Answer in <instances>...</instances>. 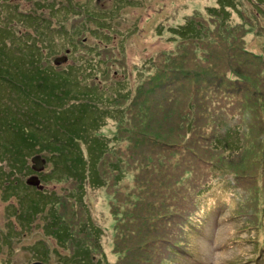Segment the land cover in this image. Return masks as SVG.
<instances>
[{
    "label": "trees",
    "instance_id": "obj_1",
    "mask_svg": "<svg viewBox=\"0 0 264 264\" xmlns=\"http://www.w3.org/2000/svg\"><path fill=\"white\" fill-rule=\"evenodd\" d=\"M102 1L105 0H86L84 3L80 0L76 3L73 0H33L27 8L12 0H0V22H8L5 29L0 26V206L5 213L4 221L0 220V264H48L47 259L58 249L65 251V260L58 264L97 263L100 254L93 262L89 249L82 248L78 237L82 235L88 242L87 236L93 235L94 231V239L98 241L99 229L93 222L91 224L87 207L93 205L100 192H106L114 219L112 240L117 256L114 264H164V253L181 261V254H185L184 242L188 238L194 239L199 232L196 217L200 212L207 213L200 207V202L214 183L213 170L217 168L225 175L228 182L221 181L225 190L232 188L236 193V187L242 183L232 171H224L206 159L209 153L224 157L227 152L235 151L238 153L235 161L246 149V125L231 126L228 133L224 126V135H228L222 139L213 121L218 115L223 118L220 122H231L254 100L255 91L261 95V80L264 86V0H214L205 8L215 24L217 22L212 28L196 13L192 14L190 6L177 7L169 21L172 24L165 27L163 22L168 16L163 15L159 18H163L162 21L155 25L157 40L166 41L160 50L163 55L169 51L167 44L180 39L187 42V46L180 45V53L187 47L198 49L200 44L205 45V52L210 49L217 53H207L204 59L198 57L196 73L182 68L173 74L172 60L155 63L150 57L134 75L123 73L124 77L113 81L114 84L99 86L101 81L97 74L105 72L104 53L99 51L100 59L87 60L89 55L76 53V36L87 30L88 35L96 36L100 41L112 42L113 38H119L115 34L122 32L118 29L119 22L115 21L123 22L120 10L138 6V0H109L108 6ZM155 2L151 14L155 19L165 9L170 11L168 7L179 3L178 0ZM184 11L189 14L183 16ZM77 17L85 21L74 27L73 21ZM85 24L88 29L83 28ZM246 26L248 29L256 27L253 39L259 41V47L244 46L239 40L246 36L240 34ZM14 30L21 40L18 47L10 44ZM129 33L119 35L122 51ZM84 40L86 42V38ZM221 43L230 47L228 50L226 47V54L221 50ZM58 57L63 58L60 63L56 62ZM178 61L184 62L179 58ZM179 64L181 67L194 66ZM211 71L220 72L227 81L224 77L202 74ZM229 72L236 79L229 78ZM160 75L164 76L161 78ZM180 81L187 83L182 91L176 89ZM216 85L223 86V94L232 101V107L222 99ZM155 89L163 91L160 98L153 95ZM178 92L183 93L181 106L184 113L178 107H167L178 101ZM244 96L249 100L242 102ZM150 101H154V105ZM200 107L206 110L201 113ZM173 113L180 114L179 127L169 119ZM196 113L207 115L205 124L194 125ZM106 121L117 123L119 133H126L130 141L123 157L132 159L139 171L134 179L138 193L129 189V185L125 186L127 192L124 194L115 190L123 180L120 165L123 167L127 160H108L110 146L115 142L102 133ZM133 122L135 128H131ZM263 124L260 122L258 133L264 132ZM249 129L253 132L256 126ZM188 134L206 136L201 145L204 150L200 152L206 158L198 157L192 163V170L201 171L199 176L192 175V170L187 172L190 165L185 156L178 162L177 166L184 168V176L189 177L187 190L191 197L174 210L172 184L166 178V170L170 157L178 151L189 158L197 156L187 139L192 136ZM259 141L261 144L255 150L258 156L253 159L256 165L254 170L248 171L252 177L261 165L259 155L264 156V138ZM195 142L200 147L199 142ZM151 152L155 159L148 163ZM35 156L43 160L41 170L34 169L32 158ZM31 177H36L35 182L28 181ZM68 205L70 209L78 205L82 214L66 216ZM46 211L48 218L43 229L49 237L42 240L37 232ZM47 225L51 234L47 233ZM22 240L31 258L14 260L13 241ZM70 243L77 246L71 250ZM85 254L87 262L81 261Z\"/></svg>",
    "mask_w": 264,
    "mask_h": 264
},
{
    "label": "rangeland",
    "instance_id": "obj_2",
    "mask_svg": "<svg viewBox=\"0 0 264 264\" xmlns=\"http://www.w3.org/2000/svg\"><path fill=\"white\" fill-rule=\"evenodd\" d=\"M31 1L33 0H12L13 3H17L22 7L27 8L30 7L29 3ZM73 1L76 3L78 0ZM80 1L84 3L86 0ZM155 1L156 0H138V6H131L125 8L124 10H120L119 13L123 16V22L115 20L119 22L118 29L122 31L119 35H122L123 32H130L127 36V42L124 43L125 49L123 51L119 47L120 36L116 34L115 36L119 38H117L116 40L115 38H113L112 42L100 41L101 39H97L96 36L88 35L87 30H84L83 33L76 36L75 41L78 44V52L76 53L89 55L87 60L93 61L100 59V57H98L99 51L104 53L102 55H104L105 72H101V75L97 74V76H99V80L101 81L99 86H110L114 84L112 83L113 81L119 80L124 77L123 73L126 75H134V73L139 70L140 65L150 57L154 59L155 63H164L168 60H172L173 68L171 72L175 70L173 74H175L178 69L182 70V68H184L183 70H194L192 71V73H196L198 65H196L195 63L199 62L198 57L203 56L202 58L204 59L207 53H209V55L217 53L210 49H206L208 52H205L203 50V48H205L204 44H200L198 49L193 50L187 47L186 49H182L183 52L180 53V45L187 46V42H184L183 39H180L176 40V43L167 44L169 51L168 53H165L163 55V51L160 50L165 47L164 44L166 43V41H158L155 37V25L160 23V21H162L163 19L159 18L163 15H166L168 16V19L167 21L163 22L165 27L168 26L169 23L172 24L169 21L172 14L176 11L177 7L183 9L185 6H190V9L192 11L191 13H196L199 19L205 20L208 23L209 27L212 28V24L215 26L217 22L215 24L214 18L212 19L209 14L205 12V8L208 5L214 3V0H184L182 2L178 0L179 3L168 7L171 9L170 11L165 9L156 19L151 16L153 9L156 7ZM102 2L105 3V6H108L110 3L109 0H105ZM187 14H189V11L182 12L183 16ZM175 20L176 18H174L173 21L175 22ZM84 21L85 20L77 17V19L73 21L74 27H79L81 24H83ZM235 21L237 22L238 20L235 18ZM35 23L38 24L39 21H36ZM90 24L92 25V28H95V26L91 22ZM0 26L5 29L6 27H8V22H0ZM84 27L85 29H88L86 24L83 26V28ZM255 28L248 29V27L246 26L241 30L242 33L240 34L246 35L245 37L239 38L241 42H244V46H260L259 41L257 39H253ZM113 29L116 30L115 24ZM131 29L133 30L131 31ZM84 38H86V42ZM20 42L21 40H19L15 36L14 30L10 44H12V46L14 47H18ZM221 45L223 46L221 50L226 54V47L227 50L230 49V47L224 43H221ZM262 48L259 50V52L262 50ZM215 57L219 58L220 56L219 54H215ZM178 58L182 59L184 62H179ZM179 63H191L194 66L181 67ZM97 69L98 68H96V70ZM142 70H144V67H142ZM202 74H204L205 76L211 75L214 78H216L217 76L224 77V79H226L227 81V77L222 75L220 72L211 71ZM163 76L164 75H160L161 78ZM186 86V82L180 81L176 85V89L178 91H182ZM217 86L218 88H220V85ZM222 88H220L222 99L227 101L228 105L232 107V101L223 94ZM124 89H127V86ZM157 90H154L153 95L156 96V98H160L163 91L158 90L157 92ZM259 93L261 95H259L256 91L253 93L254 100H251L250 104L247 105L244 112H242L241 115L234 117L231 122L224 124L223 122H220V120H222L223 118L221 116L215 115L216 121L213 122L216 123L215 127L218 129V135L219 137L222 136V139L228 135H224V126L227 129L228 133L231 131V126L246 125L244 131V139L247 140V143L246 149L243 150L241 158L234 161V159L238 157V153L232 151L230 153L227 152L224 157L220 155L214 156V154L209 153L207 154L206 159L212 161L215 165L217 164L218 166L224 168V171H232V173L236 175L235 177L242 179V183H240L239 187H236V193H234L235 191L232 188L225 190V187L221 186V181L224 180L228 182V180L226 179L225 175H222V173L219 172L217 168L213 170L212 178L214 180V183L212 184L211 188H214L211 189L212 191L210 190L200 202L202 209L204 211H207V213L200 212L199 216L196 217V220L199 221V233L197 234H200V232H202L205 233V235H203V237L201 235H198V239H188L187 245L189 246L190 250L191 247L196 248L195 250H191L193 253H195L196 258L190 257L188 259L189 263H193V261L196 260L195 264H264V171H262V169H264V156H262L261 158V156L259 155L261 159V165L259 166V168H257L258 170L256 169L255 176L252 177L251 174L248 173V171L254 170V166L256 165V160H253L256 155L255 150H257L258 145L261 144L259 140H263L264 138V132L258 133L260 122H264V86L262 80L260 81ZM182 94L183 93L178 92L176 94L178 101L169 103L167 107L169 109H176L178 107L180 108L181 112L184 113V107L181 106V102L184 101ZM262 95L263 98L261 99L260 96ZM247 99L248 97L246 96L242 97V102H245ZM150 102L153 105L155 103L154 101ZM239 102H241V98L239 99ZM204 110L200 107L201 113ZM197 113L194 114V125H201L202 123L205 124V118L207 117V115L200 116ZM179 116L180 114L173 113V117L169 118L170 121H173L175 122L174 124H177L176 127L180 126V120H182ZM208 120L209 117L207 118V121ZM169 124L173 125L172 123ZM208 124H210V122H208ZM254 125L256 126V129H254V131L252 132L249 127ZM131 128H135L134 122L132 123ZM119 131L120 129L117 128V123L112 121H106V126H104L102 129V133L112 138L115 142L110 146V152H108L107 155L108 160H127V163H125L123 167L122 165H120V177L123 180H121V182L117 184L115 190H118L121 194H124L127 192L125 186L129 185V189L135 190L138 193V189L134 186V179L139 171L136 170V165L134 164V161L132 159H124L123 157L126 152L125 148L129 146L130 141L128 140L126 133L125 135H121ZM188 135L192 136L187 137V139H190V142L193 146V148L191 149L197 156L189 158L185 153L178 151L173 157H170L168 170H166V178L170 180V183L172 184V208L174 210L179 209L178 205L189 201L191 197V192L187 190L189 177L184 176V168H179L177 166L178 162L183 156H185L186 161L189 162L190 165V167L187 168L188 172L189 170H192V163L194 161H197L198 157L202 159L206 158V155L200 153L202 150H204V148L201 149V145L205 143L206 136L204 135L203 138H201L198 137V134ZM255 135H257L256 138H254ZM112 139L108 138V140ZM195 140L199 142L200 147L195 142ZM236 143L237 141L234 142V144ZM208 145L210 146V143H208ZM148 147L149 149H152V147ZM232 148L234 150L235 146H233ZM190 154H192V152ZM257 156L258 154L256 155V157ZM152 159H155L153 153L152 155L148 154V163H150ZM191 174L199 176L201 174V171L193 169L191 171ZM44 185L46 186L48 184L45 183ZM216 185H218V187ZM52 190H56V188ZM92 201L93 197L90 198L91 205ZM46 209L48 208L46 207ZM71 213L81 215L82 211L78 205H75L72 209H70V206L68 205V212L66 216H68L69 214L71 216ZM87 214L91 224L93 222V225L95 227H98L99 229V234H96L98 241L94 239V231L93 235H86L87 238H89L88 242L86 238L83 239V237H81L82 235H80L78 239H81L82 241V248L84 250H86V248L89 249V257L93 259V262L96 261L95 257L100 254L98 262L92 264H114L117 257L113 251L114 247L112 240V227L114 225V219L111 204L109 205L106 192H100L93 205L91 207H87ZM3 218H5V213L2 212V208L0 206V220L2 219V222L4 221ZM46 218H48L47 211L44 215H42V218L40 219L41 226L39 228V232H37L39 233L37 234V236L42 240H45L49 237L48 234L44 233L43 229ZM70 220H72V217H70ZM242 227H246L244 228L246 231L243 230ZM47 233L51 234L49 227L47 228ZM86 233L91 232L86 231ZM191 234L194 233L192 232ZM43 236L45 237L43 238ZM69 246L72 250L73 247H76L77 245L70 243ZM24 248L25 244L23 240L22 242L18 243H16V241H13L12 249L14 260L15 258H31L30 251H27ZM98 251L101 252L98 253ZM58 252L52 255L50 259H47L48 264H58L59 261L65 260V251L63 249H58ZM164 254L167 255L166 253ZM165 255V258L162 259V262L164 264H189L173 259L169 255ZM83 257L84 258L81 261L87 262V259H85L86 254ZM32 263L34 262H31L30 264Z\"/></svg>",
    "mask_w": 264,
    "mask_h": 264
},
{
    "label": "water",
    "instance_id": "obj_3",
    "mask_svg": "<svg viewBox=\"0 0 264 264\" xmlns=\"http://www.w3.org/2000/svg\"><path fill=\"white\" fill-rule=\"evenodd\" d=\"M60 60H63V58H57L56 59V62L60 61ZM32 162H33V166H34V169L36 168L37 170H41L42 169V166H43V160L40 158V156H35L32 158ZM34 180H36V177H31L28 181L30 183L32 182H35ZM32 264H43L41 262H34Z\"/></svg>",
    "mask_w": 264,
    "mask_h": 264
},
{
    "label": "clouds",
    "instance_id": "obj_4",
    "mask_svg": "<svg viewBox=\"0 0 264 264\" xmlns=\"http://www.w3.org/2000/svg\"><path fill=\"white\" fill-rule=\"evenodd\" d=\"M227 75L231 79H236L235 75L232 72H229Z\"/></svg>",
    "mask_w": 264,
    "mask_h": 264
}]
</instances>
